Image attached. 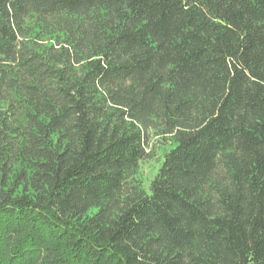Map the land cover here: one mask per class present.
Listing matches in <instances>:
<instances>
[{
  "label": "trees",
  "instance_id": "obj_1",
  "mask_svg": "<svg viewBox=\"0 0 264 264\" xmlns=\"http://www.w3.org/2000/svg\"><path fill=\"white\" fill-rule=\"evenodd\" d=\"M0 264H264V0H0Z\"/></svg>",
  "mask_w": 264,
  "mask_h": 264
},
{
  "label": "rangeland",
  "instance_id": "obj_2",
  "mask_svg": "<svg viewBox=\"0 0 264 264\" xmlns=\"http://www.w3.org/2000/svg\"><path fill=\"white\" fill-rule=\"evenodd\" d=\"M173 145V142L152 131L147 151L149 155L140 162V168L135 178L140 181L143 187L149 190L150 183L163 162L166 151Z\"/></svg>",
  "mask_w": 264,
  "mask_h": 264
}]
</instances>
